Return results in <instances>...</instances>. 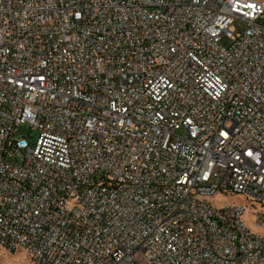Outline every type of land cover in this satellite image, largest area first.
Masks as SVG:
<instances>
[{"label": "built area", "instance_id": "obj_1", "mask_svg": "<svg viewBox=\"0 0 264 264\" xmlns=\"http://www.w3.org/2000/svg\"><path fill=\"white\" fill-rule=\"evenodd\" d=\"M262 208L264 0H0V245L264 264Z\"/></svg>", "mask_w": 264, "mask_h": 264}, {"label": "rangeland", "instance_id": "obj_2", "mask_svg": "<svg viewBox=\"0 0 264 264\" xmlns=\"http://www.w3.org/2000/svg\"><path fill=\"white\" fill-rule=\"evenodd\" d=\"M243 28V24L239 21L234 23V31L240 32ZM220 44L222 46L227 47L229 45V40L225 36L220 39ZM30 133V129L27 125H19L16 128L15 136H24L28 138ZM213 203L216 205H221L225 203H246L244 198L239 195H218L214 196L212 199ZM264 209V208H262ZM244 223L246 226L254 233L259 235H264V225L258 224L254 221L253 217L250 215L249 212H246L243 216ZM0 262L2 264H34L29 257L27 256L26 252L23 249H17L14 251L7 250L4 246L0 245ZM0 263V264H1Z\"/></svg>", "mask_w": 264, "mask_h": 264}, {"label": "bare ground", "instance_id": "obj_3", "mask_svg": "<svg viewBox=\"0 0 264 264\" xmlns=\"http://www.w3.org/2000/svg\"><path fill=\"white\" fill-rule=\"evenodd\" d=\"M1 263V262H0ZM2 264V263H1Z\"/></svg>", "mask_w": 264, "mask_h": 264}]
</instances>
